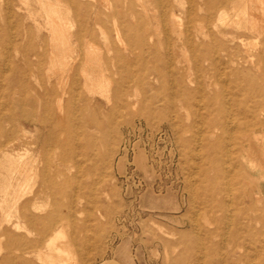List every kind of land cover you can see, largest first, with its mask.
I'll use <instances>...</instances> for the list:
<instances>
[{
	"label": "rangeland",
	"instance_id": "374dc122",
	"mask_svg": "<svg viewBox=\"0 0 264 264\" xmlns=\"http://www.w3.org/2000/svg\"><path fill=\"white\" fill-rule=\"evenodd\" d=\"M51 1L55 3V0ZM76 1L83 4L73 9L59 0L58 10L72 26L66 24L65 31L75 34L81 26L89 29L93 37L88 45H85L87 39L76 41L70 38L66 46L70 51L63 49L65 53H58L57 66L53 71L48 64L50 37L45 27V16H42L45 12L37 0H27L28 3L25 0H0V97L4 96L1 102L8 97V84L17 80L26 79L31 84L41 80L45 83L49 76L52 82H57L61 92L71 86L69 73L77 75L81 85L84 74H89L92 89L88 84V91H84L82 99L71 96L67 101L65 97L62 110L58 107L57 97H49L46 105L45 102L41 104L42 108L35 103L33 107L25 104L22 109H12L15 116L23 110L22 115L33 121L38 117L44 118L46 123L40 132L37 125L19 123L16 117L7 126H0L2 130L13 128L15 139L25 142L30 164L35 167V172L29 174L30 181L21 182L14 188L15 194L21 196L20 202L17 205L12 201L2 203L0 223L3 222L10 232L22 235L25 240L36 239L37 248L42 251L49 239L61 232L58 244L63 248L67 244L68 249H65L73 254V259L70 261V256L67 264H213L217 254L208 246L216 244L217 238L210 242L201 240L193 244L192 250L186 251L183 248L186 241L179 236L185 230L179 223L186 216L196 217L202 227L211 228L213 225L207 226L199 212L202 199L191 197L198 189L200 174L198 171L195 173L197 169L189 170L188 165L193 162L199 167L201 161L197 158L196 161H185L178 155L169 129L171 110L164 103L177 75L184 76L190 65L192 77L199 76V67L207 65L205 59L208 63L214 60L220 72L228 62L239 60L241 64L250 60L259 63L258 71H264V32L260 31L264 28V12L253 10L260 8L261 3L247 0L245 20L249 29L254 27L258 30L254 33L243 22L239 26H225L218 21L221 11L234 19L240 0H164L161 4L157 0H107L109 10L100 0ZM213 1L216 2L215 7L210 9L208 2ZM128 4H131L132 12H126ZM142 5L147 16L140 7ZM119 11L122 14L115 19L112 15L119 14ZM172 14L177 17V24L172 20ZM34 19L40 23L39 29ZM96 19L100 20L97 24L94 23ZM121 20L128 22L131 28L143 24L145 43L139 44L136 39L123 41V34V43H119L117 31L121 33ZM212 26H216L215 31ZM200 30L211 32L220 45L211 57L202 55V45L210 44L211 37L203 41L194 37ZM179 31H187L191 37L192 44L186 49L173 45ZM23 35L32 36L31 42L39 52L46 51L41 60L30 56L33 64L41 62L39 71L35 67L28 70L21 60V52L29 40ZM255 41L257 45L253 48L251 44ZM167 59L173 61V67L167 66ZM177 61L179 64L176 65ZM13 66L25 69L28 74L19 76ZM30 71L36 76L32 77ZM157 73L162 75V79L154 86L158 94L154 97L153 91H146L137 84V79L141 75L157 77ZM127 78L129 81L122 85ZM119 83L120 88L128 89L131 100L145 99L149 109H140L138 105L131 110L116 107L114 119L109 123L106 113L116 102L115 88ZM29 95L33 98L32 93ZM225 95L231 105L244 101L247 96L243 91L234 92L232 85ZM88 100L101 105V109L94 107L77 112L76 108ZM151 100L155 105L151 106ZM195 102L197 111H200L197 97ZM235 108L234 105L229 112L228 121L238 118ZM179 114L184 124H193L195 119L191 110L183 108ZM88 116H92V123L88 122ZM47 133L55 135L56 141L46 142L38 148L29 145L40 142L38 138ZM185 137H191V133ZM43 170L47 171L46 175H43ZM42 181L52 184L42 186ZM190 182L192 189L188 185ZM262 188L259 202L254 192L250 202L245 201L246 208L235 201L232 205V223L228 227L240 236L233 244L227 241L231 246H225L224 251L234 252L236 264H264V183ZM36 194L35 206L38 209L34 210L32 200ZM26 202L32 216L43 219L52 215L53 218L45 220L44 224L24 223L28 233L15 228L16 222L21 221ZM242 208L244 214L235 212ZM210 216L207 214L208 219ZM7 218L12 225H6ZM239 222H244L248 228L241 229ZM41 229L44 233L37 234ZM7 241L6 237H0L2 257L8 254ZM177 242L182 243L174 247ZM26 259L33 264H41L32 256Z\"/></svg>",
	"mask_w": 264,
	"mask_h": 264
},
{
	"label": "bare ground",
	"instance_id": "6f19581e",
	"mask_svg": "<svg viewBox=\"0 0 264 264\" xmlns=\"http://www.w3.org/2000/svg\"><path fill=\"white\" fill-rule=\"evenodd\" d=\"M26 1L27 0H25V2ZM63 1L68 3L73 9H76L79 5L83 4L76 0ZM100 1L106 9H111L107 0ZM157 1L161 4L164 0ZM257 1L261 3L262 6L258 9L254 8L253 10L256 12H264L263 0ZM37 3L40 6V9L45 12L42 16H45V27L49 32L50 37L48 64L54 71L57 66L56 61L58 53H61V51L65 53L63 49L68 47L67 44L70 38L73 37L76 41L82 38H84V40L87 39V41L85 40V45H88L90 44L93 35L89 29H82L80 28L81 26L75 34H70L66 32L67 30L65 31L67 28L66 24L68 25L69 22H67V18L62 17L58 10L57 6L59 0H55V3H52L51 0H37ZM238 3L239 4L235 8L238 13L234 14V19H232L226 12L221 11L218 15V21L221 25L239 26L242 22L247 24L245 15L248 13V2L247 0H240ZM215 4L216 2L214 1L208 2L210 9H214L213 7H215ZM27 6L25 7L27 8ZM126 7V12H132L131 4H128ZM140 7L145 16H147L146 8L143 5ZM120 14H122V11H119V14H113L112 16L116 19L117 15ZM172 20L174 23H178L177 17L174 14H172ZM94 21V23L97 24L100 20L97 21L96 19ZM33 22L39 29L40 23L36 19H34ZM119 23L121 27V33L117 31V39L119 43L122 44L123 41H133L134 39H136L139 44L145 43V36L143 35L145 26L143 24L131 28L130 24L125 20H121ZM114 25L116 26V23ZM229 28H231V26ZM246 28L251 32H258L254 27H250L249 29L248 24ZM212 29L215 31L216 26H212ZM260 31L264 32V28L262 27ZM216 33L218 34L219 32L217 31ZM121 34H123L124 37L123 41ZM23 36L25 39L29 38V40L24 52H21V60L24 65L28 67V70H30L29 68L35 67L37 71H39L42 69L41 62H39V64H33L30 60V56H34L41 60V58L45 56L46 51L39 52L37 50L35 45L31 42V35ZM222 36L225 37L226 34L223 33ZM194 37L196 40L202 39V41L211 37L210 44L203 43L202 45V55L204 57H211L220 46L216 42L215 35L211 32L207 33L200 30L194 35ZM191 44V37L187 31H179L176 34V40L173 45L179 46L181 49H186L191 46ZM256 45V41L251 44L253 48H255ZM39 46L42 45L39 44ZM86 57H89L88 53H86ZM89 62L90 61H88V63ZM204 62H207V65L205 68L202 66L199 67L201 73L199 76L192 77V68L190 65L184 76L177 75L174 80V85L171 87L172 89H170L169 95L164 103L165 107L171 110V112L169 111L172 114L169 129L174 137L178 155L185 161L186 159L187 161L188 159L189 161L192 159L195 160V158L201 161L199 167L195 166L193 162H190L188 165L189 170L197 169L195 173L198 171L200 174L198 189L193 192L194 194H191V197L198 196L202 199L199 212L203 216L204 223L207 226L213 225L211 228L202 227L198 224L199 222L195 219L196 217L193 218L191 216H186L185 220L179 223L183 229H185L183 233L179 234V236L186 241L183 243V248L186 251L192 250L193 244L195 243L196 245L197 242L201 240H208V242H210L212 239L217 238L218 242L216 244H209L208 246L210 251L217 254L216 260L212 263L236 264V260L233 259L234 252L231 251L226 253L224 251L225 246H228V244L231 246L230 243L233 244L235 239L240 236L236 230L234 232L230 231V228L228 227L229 224L232 223V215L234 211L232 210V205L235 201L237 204L242 203L243 207L246 208L247 205L245 204V201L248 200L250 202L252 196H254L251 194H255L254 192H256L255 197L258 202L262 198L261 194L263 188L261 189V184L264 183V71L260 73L258 71L259 63H254L251 60L246 61L245 64H241L240 60L239 62L230 61L221 69V72L214 60H211L208 63V59H205ZM166 63L168 67L174 66L173 61L170 59H167ZM63 64L64 62L62 65ZM177 64H179V61L176 62V65ZM85 65H87L86 62H84L83 66L86 67ZM13 67H15V72L19 76H26L28 74L25 69L22 70L18 66ZM254 69L256 71H254ZM30 74L32 77L36 76L33 75L31 71ZM68 75V78L71 81V86L69 89L63 88L61 92H59V85L57 82H54L55 80L52 82V77L49 76H46L47 79L45 83L41 80H37L35 83L31 84L24 79L14 81L10 85L8 84V97L6 96L3 102L0 101V126L2 124L7 126V124L12 123L16 117L19 123L21 122L33 126L37 125V131L40 132L46 123L44 118L38 117V119L33 121L29 116L22 115L23 110L21 113L19 112L18 115L15 113V116L12 109H22L25 104L32 106L35 103H37L38 108H40L41 104L47 101L49 97H57L58 107L62 110L61 104L64 102L65 97H67V101L71 99V96L82 99V96L85 93L84 91L87 90L89 81L91 80L89 74H84V79L82 81L83 85H81V81L77 78V75L72 73H69ZM157 75V77L151 78H145L143 77L144 75H141V77L137 79V84L143 89L145 88L146 91H153L152 96L154 95V97L157 94V90L154 86L160 81L159 79H162V75L160 76L158 73ZM128 81V78L123 80L122 85ZM230 85L233 86L234 92H245L247 94L246 99L242 102H234L232 105L229 104L227 102L228 100L226 101L227 98L225 99L227 95H225V92ZM116 87V102L109 106V112L106 113V119L109 123L114 119L116 107H119L120 110H131L138 105L140 109H149V104L145 99L131 100V95L129 94L128 89H124V87L120 88V83L117 84ZM29 93L33 94V98ZM87 93L89 94V92ZM195 97L198 98V108L200 111H197L196 109L197 102H195ZM3 98L4 96L0 97V99ZM153 100L150 102L151 106L155 105ZM44 105H46V102ZM234 105L236 106V117L238 118L228 121L227 119L230 115L229 112L232 111ZM94 107H99L101 109V105L98 103L92 104V100H88L80 107H77L76 110L81 113V111H84L85 109L90 110ZM183 108L192 111L195 119L192 121L193 124L186 125L183 123L179 114ZM100 111L103 113L102 110ZM87 119L89 123L93 122L92 116H88ZM188 132L191 133V137H185V134ZM56 139L57 137L55 135L47 133L43 138H38L40 142H31L29 145H35V148H38L39 146H43L46 142L56 141ZM15 140V132L13 128L2 130L0 127V211L3 210L1 206L2 203L12 201L13 204L17 205L20 202L21 196L15 194L16 192L14 188L18 187L21 182L30 181L29 174L35 172V167L30 164V159L28 158L29 150L27 147H24L25 142L20 141L19 139ZM43 171V175H46L47 171ZM56 173L60 174V172ZM50 184H52V182H41L42 186H49ZM188 185L192 189L193 185L191 182L188 183ZM21 186L24 185L22 184ZM42 189L43 187L40 188L39 191L42 192ZM192 191L193 190H191V192ZM37 198L38 196L36 194L35 198L32 200V208L34 210L38 209L35 206ZM23 207L24 211L20 216L21 221L16 222L14 227L24 229L26 233L29 231L24 227V223L29 225L44 224L45 220L53 218L52 215H48L43 219L32 216L30 209L28 208V202L24 203ZM244 208L237 209L235 212L244 214ZM207 214L211 215L209 219ZM245 219L246 218H244V220ZM5 222L8 226L12 225L10 224V218H7ZM3 224V222L0 223V237H6L8 239L6 245L8 254L2 257L3 249L0 247V264H33L26 259L27 256L34 257L41 264H67L70 256L71 259L69 260L71 261L73 259L72 252L70 251V253L67 250V244L65 245V248L67 249L63 248L62 244V247L58 244V239L62 236L61 232L55 233L49 239L46 249L42 251L37 248L36 239L31 241L25 240V237L13 234ZM239 224L241 229L248 228L244 222H239ZM39 233H44V229L39 230L37 234ZM227 241L231 242L229 243ZM180 243L182 242H177V244H174L173 246L176 247V245H179Z\"/></svg>",
	"mask_w": 264,
	"mask_h": 264
}]
</instances>
